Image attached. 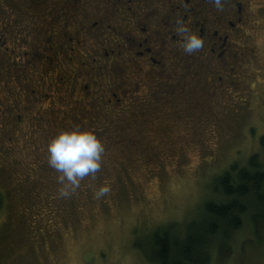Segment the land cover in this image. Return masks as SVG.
I'll return each instance as SVG.
<instances>
[{
    "label": "rangeland",
    "instance_id": "rangeland-1",
    "mask_svg": "<svg viewBox=\"0 0 264 264\" xmlns=\"http://www.w3.org/2000/svg\"><path fill=\"white\" fill-rule=\"evenodd\" d=\"M21 2L0 0V17L14 15L15 3ZM252 5L247 30L252 52L242 59L247 70L241 89L233 88L239 94L212 96L210 86L200 88L191 97L193 109L174 76L167 96L147 103L153 88L142 82L126 99L129 104L115 111L89 107L85 99L77 103L78 89L72 96L62 92L61 102L46 99L43 93L52 91L37 83L51 72L29 66L23 56L27 46L16 37L7 40L9 50L0 45V106L13 101L24 107L18 111L22 128L5 123L0 114V264H151L137 241L157 226L176 222L181 227L200 216L207 201L221 198L216 180L234 163L250 166V157L258 154L264 168V0ZM168 68L172 75L184 69ZM32 88L39 97L35 103L27 100ZM183 106L190 112L178 110ZM77 128L104 143L106 173L84 177L62 197L60 173L47 162V144L60 131ZM104 183L111 192L96 198ZM212 260L264 264V229L258 233L245 214L243 225Z\"/></svg>",
    "mask_w": 264,
    "mask_h": 264
},
{
    "label": "flooded vegetation",
    "instance_id": "flooded-vegetation-1",
    "mask_svg": "<svg viewBox=\"0 0 264 264\" xmlns=\"http://www.w3.org/2000/svg\"><path fill=\"white\" fill-rule=\"evenodd\" d=\"M21 1L15 3L14 15L0 17V45L9 50L7 40L16 37L20 45L27 46L23 56L29 66L51 72L37 83L52 91L41 92L46 99L57 97L61 102L62 92L72 96L78 89L82 95L77 103L85 99L89 107L115 111L129 104L126 99L142 82L153 88L147 103L167 96L172 76L190 95L188 108L197 107L191 99L195 90L207 86L212 96L239 94L234 89H241L247 70L242 59L252 52L247 30L255 0H222L221 9L213 0ZM181 24L203 39L197 52H184V34L178 32ZM168 66L178 68L177 72L184 69L181 75H172ZM36 92L31 89L28 102L39 100ZM17 103L0 106V114L5 123L12 121L22 128L18 111L24 107ZM188 108L178 110L190 112ZM195 139L200 140H190Z\"/></svg>",
    "mask_w": 264,
    "mask_h": 264
},
{
    "label": "trees",
    "instance_id": "trees-1",
    "mask_svg": "<svg viewBox=\"0 0 264 264\" xmlns=\"http://www.w3.org/2000/svg\"><path fill=\"white\" fill-rule=\"evenodd\" d=\"M261 142L264 146V135ZM249 163L242 167L234 163L217 178L215 188L221 198L207 201L200 216L185 221L181 227L176 222L157 226L139 241L142 245L137 241L146 259L151 264H212V258L243 225L245 214L260 233L264 229V168L258 154H253ZM105 173L102 161V167L88 176L103 178ZM2 204L0 193V207Z\"/></svg>",
    "mask_w": 264,
    "mask_h": 264
},
{
    "label": "clouds",
    "instance_id": "clouds-1",
    "mask_svg": "<svg viewBox=\"0 0 264 264\" xmlns=\"http://www.w3.org/2000/svg\"><path fill=\"white\" fill-rule=\"evenodd\" d=\"M217 9L223 7L222 0H213ZM178 32L184 34L182 48L185 53L192 54L200 50L203 39L181 24ZM105 146L102 140L90 130H62L47 144V162L60 175L57 177L60 187L59 195L70 196L79 186L81 179L94 175L101 167ZM111 185L104 183L96 188V198L111 192Z\"/></svg>",
    "mask_w": 264,
    "mask_h": 264
}]
</instances>
